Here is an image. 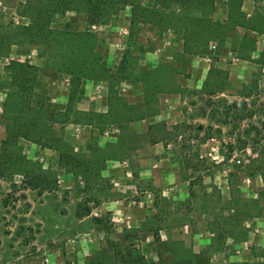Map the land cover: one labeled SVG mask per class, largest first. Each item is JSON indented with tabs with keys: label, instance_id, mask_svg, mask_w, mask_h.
Returning a JSON list of instances; mask_svg holds the SVG:
<instances>
[{
	"label": "rangeland",
	"instance_id": "obj_1",
	"mask_svg": "<svg viewBox=\"0 0 264 264\" xmlns=\"http://www.w3.org/2000/svg\"><path fill=\"white\" fill-rule=\"evenodd\" d=\"M26 1L0 0L7 42L28 22ZM40 1L58 4L49 26L72 33L62 45L84 47L102 72L73 87L40 70L25 105L9 61L64 58L0 44V146L42 120L28 130L40 141L7 142L16 171L0 176V264H264V35L234 40L248 25L241 0L186 13L130 0L98 24L78 1Z\"/></svg>",
	"mask_w": 264,
	"mask_h": 264
},
{
	"label": "trees",
	"instance_id": "obj_2",
	"mask_svg": "<svg viewBox=\"0 0 264 264\" xmlns=\"http://www.w3.org/2000/svg\"><path fill=\"white\" fill-rule=\"evenodd\" d=\"M78 3L84 5L85 16L88 22L93 24H98L103 19L104 9L107 5L114 4H127L130 3V0H58L59 5H69L71 3ZM161 2H172L178 5L179 10L182 12H189L193 8L204 9L212 6L217 0H157ZM230 1V0H227ZM54 2L49 1L44 3L40 0H27L24 4L23 11L28 17V22L22 25L14 26L12 34L10 36L9 42L5 40V37L0 35V44H10L18 45L24 48H29L30 46L35 45L39 48L41 54L46 53L47 50L53 48L52 54L50 55V60L56 57L64 58L63 61L59 62L56 60L54 66H49L47 62L38 67L27 59L24 60H15L11 59L7 65L9 82L18 91V93L23 95L22 97L23 104H27L29 96L33 93V89L38 84L37 76L39 71H55L59 75L65 74L69 77L71 85L73 87L79 85L81 78L90 76V75H100L102 69L96 63L98 58L94 57L93 54L86 53L85 48L75 50L71 47L69 43H65V46L62 45V42L59 41V38L62 34H69V32H62L58 30L51 29L49 22L51 15L54 9ZM58 5V4H57ZM5 32V31H4ZM200 35L196 34L195 39H199ZM6 42V43H5ZM184 45H187L186 49L191 51L192 49H197L198 44L189 45L184 40ZM3 49V48H0ZM0 53H3L0 50ZM52 55V56H51ZM75 61V62H74ZM115 76V75H114ZM252 83L255 86H252ZM251 84V85H250ZM258 78L251 79L249 83L245 84L242 88H257L258 87ZM248 94L243 95V97H248ZM244 108H246V103L243 102ZM253 111L246 112L245 117H252ZM42 123L41 121H36L35 119L29 118L17 124L16 130L19 132H9V137L5 140H1L0 146V176H6L16 171V159L13 157V152L7 146L8 143H13L16 140L15 137L21 136L27 140H36L40 141L38 137L30 136L28 131L30 128L34 127L37 123ZM23 131V132H21ZM21 132V133H20ZM10 141L8 142V140ZM246 139H243L242 145L246 143ZM8 142V143H7ZM32 183V182H30ZM32 187L41 186L42 188L49 187L48 183L42 181L38 184H31Z\"/></svg>",
	"mask_w": 264,
	"mask_h": 264
},
{
	"label": "crops",
	"instance_id": "obj_3",
	"mask_svg": "<svg viewBox=\"0 0 264 264\" xmlns=\"http://www.w3.org/2000/svg\"><path fill=\"white\" fill-rule=\"evenodd\" d=\"M264 2V0H262ZM258 1L257 0H241L240 3V9L243 11L245 19L248 21V25L244 24L242 25H237L235 29L238 32V37L234 35V40L239 41L240 38V33L243 32L244 30H247L246 28L250 29L251 35H264V6L259 7L257 6ZM248 26V27H245ZM248 29V30H249ZM259 38V37H258ZM230 38H226V46H229ZM214 47V46H212ZM231 51H235V48L231 49ZM240 87V86H236Z\"/></svg>",
	"mask_w": 264,
	"mask_h": 264
}]
</instances>
